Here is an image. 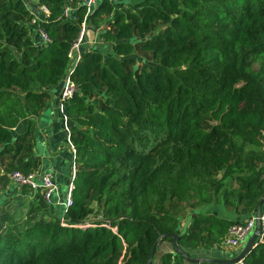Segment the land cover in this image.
Here are the masks:
<instances>
[{
	"label": "trees",
	"instance_id": "1",
	"mask_svg": "<svg viewBox=\"0 0 264 264\" xmlns=\"http://www.w3.org/2000/svg\"><path fill=\"white\" fill-rule=\"evenodd\" d=\"M35 1L49 15L31 26L24 0H0V190L17 188L12 172L41 166L33 117L60 89L84 12L75 0ZM66 5L75 21L63 19ZM89 22L103 24L110 53L83 51L71 76L75 157L61 196L72 182V206L63 213L17 188L33 199L21 215L0 213V264H147L166 234L197 259L243 222L199 208L219 203L249 218L264 196V0H100ZM37 26L46 46L30 37ZM93 203L101 217L88 222ZM181 203L192 207L182 231L172 213ZM166 242L151 264H188L174 249L159 256ZM243 264H264V244Z\"/></svg>",
	"mask_w": 264,
	"mask_h": 264
},
{
	"label": "built area",
	"instance_id": "2",
	"mask_svg": "<svg viewBox=\"0 0 264 264\" xmlns=\"http://www.w3.org/2000/svg\"><path fill=\"white\" fill-rule=\"evenodd\" d=\"M100 0H75L77 7H83L84 12L82 15V22L79 27V32L76 39L71 43V46L67 52V66L65 70V74L62 78L61 87L59 93L57 95V110L59 113L60 122L62 123L63 131L66 137L67 144L70 148L72 159H74L75 149L69 142L70 136V117L68 116L66 109L67 106L72 99L76 87L71 80V76L73 75L76 66L78 65L81 54L83 51L88 49L87 46L91 44L89 39H87V30L89 28V17L96 9V6ZM130 2H137L138 0H129ZM39 12L43 17H47L49 15L48 10L44 6L38 7ZM74 9L71 5H66L63 9V19L66 21H75L76 18H72L71 14ZM40 20V19H39ZM37 18L34 16L30 25L33 26L38 23ZM102 29H97L96 32H100ZM37 34L38 42H35L34 45L37 47L46 46L50 43V39L46 32L41 29L39 26L36 27L35 31ZM260 143L262 145V149L264 150V133L260 138ZM74 166H72L71 172V181L74 177ZM9 179L12 185L17 188H26L32 194L39 193L47 206H55L60 207L63 210V213L67 212V210L72 206V197L71 193L74 189L72 182L68 185L67 191L65 195L60 196L58 186L55 183L54 176L51 173H38L31 172L28 174H22L21 172L14 171L9 174ZM259 220L260 233L258 239L256 241V246L258 244H264V207L261 209L259 218L256 217V212L253 213L247 220L243 221L239 224L232 225L225 237L223 238L220 247L225 249H237L242 243L248 238V236L255 231L256 221ZM95 220V219H94ZM98 220V219H96ZM61 226H66L64 219H60ZM91 226V225H86ZM85 226H80L83 228ZM237 264H243V260L239 261Z\"/></svg>",
	"mask_w": 264,
	"mask_h": 264
},
{
	"label": "crops",
	"instance_id": "3",
	"mask_svg": "<svg viewBox=\"0 0 264 264\" xmlns=\"http://www.w3.org/2000/svg\"><path fill=\"white\" fill-rule=\"evenodd\" d=\"M101 24L98 28L89 27L87 30V39L91 42L86 49L90 51L99 50L102 53H110L106 44L99 38V32L97 29H103ZM33 41L38 42L37 34L33 31ZM62 82V81H61ZM61 87V86H60ZM59 87L56 89L51 88L52 95L46 104L44 110L37 116L33 117L34 121V134L37 142L35 149L36 155L40 158L41 166L37 169L38 173H51L54 176V180L57 183L59 195L65 191V183L67 180V171L70 159L72 158L70 148L67 144L66 137L63 131L62 123L60 122L59 113L57 110V95L59 93ZM46 111V112H45ZM47 113V114H45ZM26 126V120L21 121L16 132H21ZM73 160V159H72ZM202 207L201 213L214 214L219 218L228 221H243L248 216H241L231 208H225L222 205L216 207L210 206ZM254 233V232H253ZM251 233L242 245L237 249H229V251H219L216 247L209 251L197 250L192 252L195 258H207L221 261H229L237 257L247 244L248 240L252 236ZM167 246H164L162 251L159 252V256L164 252H169ZM158 262V261H157ZM158 264V263H157Z\"/></svg>",
	"mask_w": 264,
	"mask_h": 264
},
{
	"label": "rangeland",
	"instance_id": "4",
	"mask_svg": "<svg viewBox=\"0 0 264 264\" xmlns=\"http://www.w3.org/2000/svg\"><path fill=\"white\" fill-rule=\"evenodd\" d=\"M24 2L27 5V8L29 11H31L32 14H36L37 20L39 18V10L37 6V2L35 0H24ZM90 24V22H89ZM102 24V23H101ZM103 25V24H102ZM33 28L30 27L29 32H30V37L33 39ZM35 31V30H34ZM138 64L141 65L140 61L143 60V58L140 55H136ZM260 68V63L254 64L253 69L255 71H258ZM46 112V111H45ZM47 114V113H45ZM5 161L1 162L0 164V174H3V169L5 165ZM11 183V182H10ZM22 190V189H21ZM26 191L22 192L19 191V189H12L10 186H8L6 189H1L0 190V213L3 211H11V209H15L17 211V214L21 215L23 214V210L25 211V208L28 207V205L31 203V200L33 199V196L30 194L25 193ZM219 203H212L208 204V208L211 209L212 207L218 206ZM207 208V209H208ZM92 209V214L87 220L88 222L93 221L94 219H100L101 217V209L97 206V204L93 203L91 205ZM202 209L199 208L198 210L200 211ZM240 210V208H239ZM192 207L190 204L186 203H181V204H175L172 206V213L176 215V217L180 220L181 223V231L185 230L188 224L189 217L191 215ZM247 220V217L244 218L243 221ZM167 246L169 250L173 249L172 243H162L159 247V252L162 251L163 247ZM219 251H229V249L222 248L220 246H216ZM158 258V257H157ZM153 264H157V260L154 259Z\"/></svg>",
	"mask_w": 264,
	"mask_h": 264
},
{
	"label": "water",
	"instance_id": "5",
	"mask_svg": "<svg viewBox=\"0 0 264 264\" xmlns=\"http://www.w3.org/2000/svg\"><path fill=\"white\" fill-rule=\"evenodd\" d=\"M263 203H264V196L259 200L257 207H256V217L257 218H259ZM113 231L115 232V230H113ZM259 233H260V227H259V220L257 219L255 231L252 234V236L250 237V239L248 240L247 244L244 246L243 250L240 252V254L237 257H235L234 259L229 260V261H221V260H214V259H203V258H200V259L189 258L184 253H182L180 251V249L178 248V246H177L178 236L173 235V234H166V235H163L161 237V239H159L156 242V244L153 246L151 253L149 255L147 264H151V261L155 255V253H156V250H157V247L159 245L160 240L166 239V238L172 239V246H173L174 251L176 253L180 254L188 264H202V263H207V264H237L239 261L243 260L244 257L253 248L256 247V241L258 239Z\"/></svg>",
	"mask_w": 264,
	"mask_h": 264
}]
</instances>
